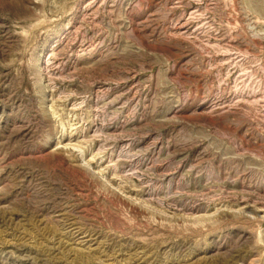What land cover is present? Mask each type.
<instances>
[{
    "label": "rangeland",
    "instance_id": "1",
    "mask_svg": "<svg viewBox=\"0 0 264 264\" xmlns=\"http://www.w3.org/2000/svg\"><path fill=\"white\" fill-rule=\"evenodd\" d=\"M0 264H264V0H0Z\"/></svg>",
    "mask_w": 264,
    "mask_h": 264
}]
</instances>
